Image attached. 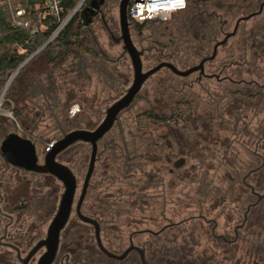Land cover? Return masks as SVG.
<instances>
[{
    "label": "trees",
    "instance_id": "obj_1",
    "mask_svg": "<svg viewBox=\"0 0 264 264\" xmlns=\"http://www.w3.org/2000/svg\"><path fill=\"white\" fill-rule=\"evenodd\" d=\"M21 1H23L26 6H29V3H32L34 0ZM68 1V7L71 9L79 0ZM194 1L195 0H188V6L189 2L192 3ZM76 22L77 26H75ZM131 22L133 28L140 32L150 23ZM176 28L179 30L177 33L180 35V38H182L181 34L183 33L188 34L189 36L188 42L181 40V44H174L175 51L177 52V49L181 48L183 44L182 42L184 41V44H193L191 48H195L197 57L193 56L191 59L196 58L195 60L201 57H198L199 54L207 50L204 48L205 44H214L215 38L222 31H226V26H223V22L221 23L213 12L209 13L204 9H199V7L190 12L185 18V21L180 25L175 26V30ZM86 32L87 30L84 24L78 17H76L56 40L50 43L42 53L31 59L27 65L31 64L41 56H44L43 59L45 63L48 66H51L50 76H61L65 78V81L68 80L69 75L71 74L67 63L69 57L74 53L79 52V50H82L83 54L92 53V49L85 45L87 40H89V38L85 37ZM254 32L257 33L259 31L257 30ZM48 37V35H39L34 40H31L29 32L11 30L7 23L5 12L0 6V94L7 85V82H9V78L39 46L48 40ZM161 37H164L163 34ZM237 39V37L232 38L221 48L220 53H223L224 55L221 64L225 63L229 65L238 61L240 58L243 59L244 53L242 51L245 48V44ZM27 40H30L28 53L20 55L14 48V45L16 43H24ZM154 44V47L158 49L155 52L158 53L159 57L162 58L163 54H161V52L165 55H167V53H172L166 52V49L169 46L163 42H156ZM178 60H180V62H177L176 64L178 66H183L185 61L181 60L180 57H178ZM166 74L167 79L166 84L164 83V87L162 88V96L166 95L169 90L172 91L174 84H176V77L168 70H166ZM72 84V86L77 88L74 82H72ZM231 94L232 96L228 92L227 97L232 98L235 97V95L241 96L243 103L240 105L228 103L225 105V110L222 106V108H214L213 110H216L209 114L216 112L219 113L221 110V112H224L227 116L232 118L233 124L222 123L221 125L226 127L233 125V127L229 129H231L234 135L241 134L243 135L242 137H244V140L247 139V143L243 142L244 145L242 147L244 148V152L249 154V160H245V158L242 157L243 161L241 162L239 160L241 154L231 152L232 149L229 138L220 140L218 136L212 135L213 127L219 126L217 120H213V118L204 119L195 116V110H192L191 104L178 101L174 102L170 108L168 107L169 114L167 115L159 114L155 110H147L138 114L135 121L137 132L132 133V138L129 141L120 135L119 137H115L112 141L107 142V149L105 151H108V153L104 154L98 162V164H101V161L104 162V164L102 163L104 165V172L102 171L101 176L106 177L114 188L111 195L104 194L101 196L100 200H98L97 204L99 205V209L103 211L99 212V214L103 215L101 217L106 220L114 219L113 223L116 226L125 227L132 224L134 219L140 217L138 209L141 201L140 194L142 191H146V216L148 213H154V207L160 204L161 198L157 199L158 197L156 196V189L158 188V181H156L158 177L157 166L161 163H166V155H171L172 152L169 148L170 146L168 142L161 141L160 139L158 140V135L154 138L152 131H155L156 129L153 130L152 127H158V129L163 128L169 131L179 129L189 138H195L197 143L201 142L205 145L201 150H204L206 153L204 157L193 156V159H196L197 161V164H194L195 167L193 170L197 171L200 167L204 169L202 171V176H198V174L194 177V180H198L200 183V187L197 190V195L201 197V200H197L199 214L187 217L192 220L186 222V218L182 220L184 223L180 224L178 227L163 233V243H167L169 246L173 245V248H176L178 251L176 256L175 254L166 255V252L163 251V260H185V264H187L186 260H194L196 264H207V260H224L223 254H218V252H216V250L220 251L221 248L217 246L218 244L213 245L215 239L210 232L212 225L210 224L211 220L218 218V215L223 212L226 213V220L228 223L230 221L236 222L243 219V215L246 212L248 205L256 200L250 186H252L255 192L264 193V167L246 178L248 173L257 168L264 159V136L262 134L264 131V124H259L260 121H258L257 125L259 128L257 127L254 129L253 123H251L249 117L246 116V105L251 102V100H254L257 97L260 98V96H254L251 93V90L236 91ZM9 97H11V95L8 94L6 101L2 106L6 110L12 107L11 100H8ZM43 107H46L44 110H47L48 112L50 111V114L55 120H59L60 115L58 110L61 107L60 103H57L53 99L51 100L50 105L46 104L45 106L43 105ZM254 109L256 110L255 107ZM14 112L16 116L21 119L23 126H25L26 123L33 125L35 118L27 115L24 116L17 109H14ZM261 122L264 123V120ZM2 123L3 120H0V128ZM26 131H28V129ZM139 142L142 143L140 145L144 147V152L140 150ZM256 143L260 144V149L257 153L254 152V150L250 151V149H248L250 145L254 147ZM76 148L81 150L78 152L76 158L75 167L77 169L82 164L88 165L90 154V147L88 144H75L60 154L59 158L62 162L71 167L70 164L72 163V160L70 161V159L67 158V154L69 151ZM217 148L220 150H217ZM221 149H224L222 150L223 154L220 152ZM218 153H221V159L226 165L222 163L218 167L215 164V162H217L215 159L219 157ZM233 159L236 162L237 160L241 162L240 165H236V162H234ZM75 167L71 168L74 170ZM98 170L99 169L97 168V171ZM215 170H218L219 175L222 173V176L218 177V182L215 181L214 177L211 179V176L209 175L210 172ZM22 173L32 176L33 179L37 181L35 183H32L31 181V186L33 194H36V198H34L36 204L41 202V199L38 198L37 195H39V181L44 176L32 175L28 172ZM142 178H145V182L141 180ZM245 178L246 181L244 180ZM24 184L25 182L20 178L19 185ZM143 186H145V188ZM36 204L34 209L36 208ZM204 205H207V207L205 208ZM18 209H21V207ZM217 209H220V212L214 216L212 213ZM263 211L264 201L253 208L248 215V220L244 229L243 260H264V217L261 218V215L259 217V213H263ZM108 212H111V214H108ZM151 216L153 218L155 217L154 214L150 215V217ZM20 219L21 218L19 217V220ZM147 221L151 222L150 220ZM182 221H180V223ZM31 227L32 226L27 229L25 235L23 234L24 237H22L23 235L21 234L17 238L22 242L21 247L23 248L28 247V245L31 246L40 238L31 235ZM21 228L22 226L19 225L18 229L21 230ZM191 228L194 230V235H190ZM200 232L205 235L208 247L205 246L202 248ZM197 233L198 235H196ZM192 247L193 250L191 249ZM233 249H235L234 245L233 248L226 246V256L228 257V260H238L240 257V255H238Z\"/></svg>",
    "mask_w": 264,
    "mask_h": 264
},
{
    "label": "flooded vegetation",
    "instance_id": "obj_2",
    "mask_svg": "<svg viewBox=\"0 0 264 264\" xmlns=\"http://www.w3.org/2000/svg\"><path fill=\"white\" fill-rule=\"evenodd\" d=\"M120 2L121 0H104V3L101 5L99 10L97 11L96 16L93 18L92 23L89 25H84L87 30V32L85 33V37L89 38V40H87L85 45L89 46L92 49L91 50L92 53L83 54L82 50H79V52L74 53L73 55L69 57V59L67 60V63H68L71 74L69 75L68 80L65 81V78L61 76L59 77L50 76L51 66H48L44 61V64L40 66V68L34 69L32 73L27 74L25 78L20 81V84H22L21 88L23 89V93L24 92H26L27 94L31 93V96L34 99H37V96H41L42 101H43L42 103H46L49 105L51 103V100L53 99L57 103H60L59 102L60 98L58 97V92H59L58 90L61 89V87L69 88L73 85L72 82H74L75 86H77L79 89V93L83 92L84 94L86 93L88 85H91V83L93 82L94 77H98L99 75L102 77L101 79L102 83L107 82V81L112 82L113 87L112 88L110 87L109 89L111 90V93L116 92V89L118 87L117 84L119 82H117L115 78L112 77L113 72H111V70L115 68L113 67V65L121 62V60H123L124 56L126 55L129 57L130 62H131L130 55L127 51L124 50V42H123V39H121L122 28H121L120 15H119ZM258 4H257L258 8L252 9L249 14L247 15L240 14L239 18L235 22L233 30L241 18L250 16V15L252 17L248 20L241 21L238 25L236 34L227 41L228 43L232 38L237 37L238 40L242 41L245 44V48L242 51L244 53L243 59L240 58L238 61H235L229 65L225 63L221 64L222 58H220L219 56L220 50L223 46L227 44L226 43L218 47L217 55L213 60L207 61L205 63L203 74H201L200 71H198L186 77H181V76L176 75L175 73H173L170 69L166 67L161 69V70L166 69L170 71L176 77V79H180V80H184L185 78H189V77H192L193 75H197L196 79L193 80L191 83L188 84V83L183 82L179 90L173 89V91H176L174 92L175 94L180 95V100H176L174 102H178V101L186 102L192 105V110L195 109L196 108L195 102L193 101L192 98L189 97L187 92H184V91L186 88L192 91V89L196 85L198 88H201L203 92H206L209 95V97L211 98V104L213 105L212 107L217 109V108H222L223 106V109H224L225 103H223L224 101L222 100V98L217 99L216 97L212 96V93L210 92V90L207 87L202 85L204 81H217L219 84H222V86L220 87V92L225 94L223 99L227 101L226 102L227 104L231 103V104L240 105L243 103V99L241 96L235 95V97H232V98L227 97L228 92L232 96L231 93L233 92L243 91L242 89L243 86H245V88L249 87V90H251V93L254 96L255 95L260 96V98L257 97L251 102L264 104V81L261 83L258 80L253 79L251 81H248L242 78L243 74H248V75L252 74V75H255V77L258 79H260L259 77H262L261 75H259L260 70L257 66L254 70L253 69L244 70L246 66H250L247 60L249 50L254 51V57L256 58V60L261 59L262 61H264V23L257 24L251 30L247 31L245 35H243L246 29L245 24L247 22L264 15V0L258 2ZM116 7H118V19H116L113 16V12H114V9H116ZM213 14L216 16V18H218V20L221 23L223 22V26H226V27L228 26L229 24L228 20L222 21L219 14L215 12H213ZM128 20H129V28H130V34H131V26L133 25L129 18ZM93 27H96L98 29L100 28L101 31L106 33L113 44L122 45L123 54L121 58L119 59L110 58V55L108 54V52H106V50L101 46L99 39L97 38L93 30ZM257 30L259 32L255 33L254 31H257ZM232 31H227V29L226 31H222L219 34V35H223V38L221 40L225 38L226 34ZM219 35L215 38V42L213 44V48L211 52H209L207 49L206 51L199 54L202 56L199 62L193 63L190 67L182 69L177 64H175L174 60L178 61L177 59L180 56V54L176 51L175 53H167V55L161 52V54H163L162 58L160 57V59H162L161 62H170L180 70H187L189 68H192L198 65L203 58L209 57L213 54L215 44L221 41L218 39ZM131 37H132V34H131ZM134 45L136 46L135 43ZM138 50H144V54L141 57L142 63H143V59L148 52H151L153 50L157 51L158 49L155 48L154 46L153 47L151 46L149 48H141V49L138 48ZM177 50L179 51L180 49H177ZM210 65L212 66L216 65L212 67V69H215V70L208 71L209 68H211ZM131 67H132V62H131ZM143 71L144 72L147 71V70H144V66H143ZM73 75H74V78H73ZM232 75L234 77H232ZM133 81H134V72H133ZM132 83L129 85L128 88H120L122 89V94L118 98L112 100L111 104H108L106 106L104 114H103L104 117L102 121L99 123V125L105 119L107 109L126 94L127 90L130 88ZM227 84H231L235 86V88L238 87V89L232 90L231 88H228ZM141 90L136 96L134 101H136V99L139 97ZM69 96L71 98L70 93L68 94V97ZM174 102L172 100V102L170 103L168 107L170 108V106H172ZM131 107H132V104L126 110L121 111L113 128L102 139L98 141L97 161L95 164V169L90 179L88 188L86 190L85 197L80 206V213L82 214V216L93 219L98 223L99 236H100V241L102 243V246L109 253L114 255V257L108 256L100 248V245H99V242L96 236L95 225L84 222L77 213V206H78V203L82 195L83 185H84L85 177L88 171L89 162H90L91 153H92V146L88 143H85V144H88L90 147V156H89V162L87 165L85 176L82 182H79L76 173L69 166L76 176L77 189H76L72 213L70 215L68 223L66 224V226L60 233L58 251L51 264H185L184 263L185 260H163V257H162L163 251L166 252V255L175 254L176 256L178 254L177 249L173 248L174 247L173 245L169 246V244L163 243L162 241L163 233L170 229L173 230L174 228L178 227L180 224L184 223V221H182L181 223L174 222L171 219L167 218L166 214H167L168 200L166 198V194H164L166 179H165V176L161 174L162 171L164 170L167 175H174L175 173H178L179 171L183 170L184 168L188 166L190 153H192L193 151L192 148L194 146H193V142H191L190 140L192 137L189 138L183 131L179 129L169 131V130L161 128L159 129L160 132L158 133V136L156 135L158 137V140L160 139L161 141H165L169 143V146H170L169 148L171 149V152H172L171 155H166V160H167L166 163H161L157 166L158 177L156 181H158L157 183L158 188L156 189L157 191L156 196L158 197L157 199L161 198L163 202L162 209L160 212V219L165 220L166 222L165 224L161 225V222H159L158 218L156 217H154V220L151 221L152 224H147V218H146L147 217L146 216L147 204L145 201L146 191H142V193L140 194L141 201H140V205L138 209L140 217L137 219H134V222L132 224H129L125 227L116 226L113 223L114 219L106 220L103 217H101L103 215L99 214V212H103V211L99 209V205L97 204L98 200H100L102 195L104 194L111 195L112 191H114L113 186L111 185L110 181L106 177L100 176L99 178H96L97 164L99 160L102 158V156L108 153V151H105L107 149L106 143L110 141H105V137L110 132H112L116 126L121 125L120 121L122 120L123 114L126 111L130 110ZM214 108H212V110L210 111L211 112L215 111L216 109L213 110ZM81 111L82 110H79V113L76 114V117H79ZM159 114L167 115L169 113H159ZM206 115H209L210 116L209 118H213V120H217V121L221 120L222 116L224 117L227 116L224 112H221V110L219 113L217 112L211 113V114L208 113ZM253 115H254V118L256 119L259 116L258 112L253 113ZM99 125H97V127ZM81 129H84V128H81ZM87 130H90V129H87ZM119 132H123V130H120ZM64 133H67V132H63V135ZM262 134L264 136V131ZM79 143H84V142H79ZM139 148L140 150H142V152H144V147L142 145H140ZM259 149H260V144L256 143L254 145V152L257 153ZM60 154L58 155V160L62 162L59 158ZM180 159H184V164L180 168H176L175 163ZM3 165L4 167L0 174V264H22V261L20 258H25L27 254L31 251V249L40 240L46 238L48 227L52 219L54 218L55 214L57 213L58 206H59V204H57L58 199L60 203L61 196L64 192V186L59 181L61 183V190H62V193H60L59 192L60 187L54 188L52 183H49V182L45 184V187L48 188V190L50 191L48 195L55 194V197L53 198L57 200L56 202H54V207L50 210L51 213L48 215L51 217V218L49 217L50 223L43 237H40L31 246L28 245V247L23 248L21 247L22 242L19 241L17 238L21 234L25 235L27 232V229L31 226V224H28V222H26L27 220L25 219L24 215L29 216V214H33V215L35 214L33 211H34V206L36 204V200L33 197L34 194H33V189L31 186L32 185L31 179H33V177L30 176V177L22 178V180L25 181V184L23 186L21 185L22 187L21 188L19 187L20 178L17 175L19 174L20 171L21 172H28V171L22 170L13 165L8 166L5 161L3 162ZM82 167H83V164L79 168H82ZM194 167L195 165L193 163L190 166H188L189 168L188 173L189 172L192 173ZM262 167H264V159L262 160L261 164L257 168L253 169L254 171L252 170L253 171L252 173L258 172ZM28 173L32 175H39V176L41 175L44 177H50L52 179L57 180L52 175L36 174L32 172H28ZM247 177L248 176H246V178ZM246 178L244 179L245 181H246ZM141 180L145 182V178H142ZM143 187L145 188V186ZM250 187L252 189L254 196L256 197V200L255 202L248 205L246 212L243 215V219L236 221L237 223L235 222V227L233 229L232 237H229L228 228H229V224H232L234 222L233 221H230L229 223L227 222L226 213L223 212L220 215H218V218L211 220L210 224L212 225L210 228V232L215 239V242L213 243V245L218 244L217 246L221 248V252L223 254L224 260H207V264H264V260H243L242 258L243 257L242 255L243 254V243H244V229H245V226L248 220V215L253 210V208H255L259 203L264 201V199L258 201V194L263 195L264 193L255 192L252 186ZM160 189H163V192H159ZM48 204L50 206L51 203L47 201L46 206ZM249 206L251 207L250 209H248ZM20 207L21 209H18ZM108 214H111V212H108ZM19 217L21 218L20 220H19ZM222 218L225 221V226H224L223 232H221V234L218 235L216 234V231L220 228V224L218 221ZM191 220L187 218L185 221L189 222ZM19 225L22 226L21 230L18 229ZM190 233H191L190 235L192 234L194 235V230L192 228H191ZM24 235L22 237H24ZM169 242H172V241H169ZM233 245L235 246V249L233 250H235L236 253L240 255L238 260H228V257L226 256V246H229V248L230 247L233 248ZM191 249L193 250V247ZM127 250L129 251L125 254ZM45 252H46V248L44 247L43 249L38 251L37 254H35L28 261V264H38L41 256ZM186 261H187V264H196L194 260H186Z\"/></svg>",
    "mask_w": 264,
    "mask_h": 264
},
{
    "label": "rangeland",
    "instance_id": "obj_3",
    "mask_svg": "<svg viewBox=\"0 0 264 264\" xmlns=\"http://www.w3.org/2000/svg\"><path fill=\"white\" fill-rule=\"evenodd\" d=\"M260 1L262 0H195L192 3L189 2V6L185 11L178 13L172 16L171 18H168L167 20L150 22L147 25V27L144 28V30L141 32L135 30L133 26H131L132 39L139 49L149 48L151 46L153 47L155 45L154 43L163 42L164 44L169 46L166 49V52L175 53L174 44H181V40L182 41L185 40L186 42H188V36H189L188 34L183 33L181 34L182 38H180V35H178L177 33L179 32V30L177 28L175 30V26L180 25L183 21H185V18L188 16V14L192 12L194 9H197L199 7V9L201 10L204 9L209 13L215 12L219 14L222 21L224 20L229 21V24L226 27L227 31H232L235 22L239 18L240 14H246V15L249 14L252 9L258 8L257 4ZM113 16L116 19H118V7L114 9ZM259 23L262 24L264 23V15L247 22L245 24L246 29L243 35H245L247 31L251 30L254 26H256ZM75 26H77V22L75 23ZM93 30L97 38L99 39L101 46L110 55V58L112 59H117L119 57L121 58L123 54L122 45L113 44L109 39L108 35L103 31H101L100 28L98 29L96 27H93ZM162 34L164 37H161ZM222 38L223 35H219L218 39L221 40ZM184 42H182L183 47L181 46L180 50L177 51L180 54L179 57L181 58V60L185 61L183 66L182 65L179 66L182 69L190 67L193 63H198L202 57L201 55H199L198 57L200 56L201 57L197 58V60H195L196 58L191 59L193 58V56L197 57L195 48H191L193 44H184ZM204 48L208 49V51L211 52L213 48V43L205 44ZM223 56H224L223 53H220V58H222ZM43 58L44 56H41L37 60L33 61L31 64L27 65L28 64L27 63L21 69V71L16 75L12 83L9 85L8 90L4 94L2 100L1 97L7 85L4 87L2 93L0 94V104H1L0 120H3V123L0 128V144L2 143V141L4 140L7 134L11 132H17L18 134L27 137L31 139L34 143H36L37 153L39 156L40 163H43L44 161V156L46 154L47 148L50 146V144L53 141L60 139L63 136V132H69L81 128L84 129L87 128L90 130L95 129L104 117L103 114L106 106L108 104H111L112 100L118 98L122 94V89L120 88H128L133 81V69L131 67L130 59L126 55L124 56V59L121 60V62L113 65V67L115 68L111 70V72H113L112 77L115 78L117 82H119L117 84L118 87L116 89V92L111 93V90L109 88L113 87L112 82L107 81L102 83L101 82L102 77L100 75L98 77H94L93 82L91 83V85H88L86 93L84 94L83 92L79 93L78 87L76 88L71 86L69 88H65V87L64 88L61 87V89L58 88L59 89L58 97L60 98L59 102L61 104V107L58 110L60 117L59 120L57 121L50 114V111L48 112L47 110H44L46 107H43V105L45 106L46 103H42L43 102L42 97L37 96V99H34L32 98L31 93L30 94H27L26 92L23 93V89L21 88L22 84H20V81L23 80L27 74L32 73L34 69H38L40 68V66L44 64ZM247 60L250 66H246L244 70H248V69L254 70L257 66L260 70L259 75H261L262 77H259L260 79H258L255 77V75L243 74L242 78L248 81H251L253 79L258 80L259 82L262 83L264 81V61H262L261 59L256 60V58L254 57V51H250V50L248 53ZM161 61L162 59H160L158 53H156L154 50L148 52L143 59L144 70L153 68L156 64H158ZM174 62L176 64L177 62H180V60L178 61L174 60ZM214 66L210 65L211 68H209L208 71L215 70L212 69V67ZM196 77L197 75H193L192 77L185 78L184 80L175 79L176 84H174L173 89L179 90L183 82L189 84L192 82L191 80H195ZM232 77L234 76L232 75ZM166 79H167L166 69H163L155 73L152 77L148 79V81L144 84L139 97L136 99V101L132 103V107L130 108V110L126 111L123 114L122 120L120 121L121 125L116 126L114 130L105 137V141H111L113 138L119 137L120 135L126 138L127 141H129L132 138V133L137 132L136 123H135L136 116L144 111L155 110L159 113H169L168 106L170 105L172 100L173 102L176 100H180V95L175 94L174 92L176 91H173L172 89V91L169 90L166 95L162 96V88L164 87V83L166 84ZM202 85L210 90L212 96L216 97L217 99L222 98V100L224 101L223 103H225V105L227 104L226 103L227 101L223 99L225 94L220 92V87L222 86V84H219L217 81H204ZM227 86L232 90L238 89V87L235 88V86L231 84H227ZM242 89L243 91H247L249 90V87L245 88V86H243ZM184 92H187L189 97L192 98L193 101L195 102L196 105V108L194 109L195 116L202 117L204 119L205 118L209 119L210 116L206 114L210 113L211 112L210 110L214 108L212 107L213 105L211 104V98L209 97V95L206 92H203L201 88H198L196 85L192 89V91L186 88ZM69 93L71 95V98L70 96L68 97ZM8 94L11 95V97H9L8 100H11L12 107L6 110L2 106L5 103ZM254 107L256 108V110L254 109ZM14 109L19 110L24 116L27 115L29 117L35 118L34 121L35 123L33 122L32 125L25 122L26 124L24 123L25 126H23V124L21 123V119L16 116ZM79 110L82 111L79 117H76V114L79 113ZM246 110H247L246 116H248L249 121L253 123L254 129H256L257 127L259 128V126L257 125L258 121H260L259 124H264L263 122H261L262 120H264V104L249 102L246 105ZM255 112H258L259 116L257 119L259 120L254 118L253 113ZM3 116H5L4 119L2 118ZM222 123L233 124V120L229 116H225V117L222 116V119L217 121V124L219 126L213 127L212 135L218 136L220 140L229 138L232 149L231 152L240 153L241 157L239 158V160L241 162L243 161L242 157H244L245 160H249V154L245 153L244 148L242 147L244 145L243 142L247 143V139L244 140L243 139L244 137H242L243 135L241 134L234 135L231 129H229L233 127V125L226 127V126H222L221 125ZM26 128L28 129V131H26L27 130ZM152 129L153 130L156 129L155 131H152V135L155 138V136L158 135L160 131L158 127H152ZM120 130H123V132H119ZM239 136L241 139L239 138ZM190 140L191 142H193L194 147L192 148L193 149L192 153H190L188 166H190L192 163L195 165L197 164V161L196 159H193V156L204 157L206 155L204 150L201 151L203 149V146H205L204 144H202L201 142L197 143L195 138H191ZM140 144L142 143L139 142V145ZM248 149H250L251 151L254 150V147L250 145ZM217 150L220 149L217 148ZM222 150L224 149H221L220 151L221 153ZM80 151L81 150L79 148H76V149H72L67 154L68 155L67 158L70 159V161L72 160L71 161L72 163L70 164L71 167L76 166V158L78 156V152ZM221 153H218L219 157L215 159L217 161L215 162V164L218 167L222 163L226 165V163L221 159L222 158ZM3 162H4L3 158H1L0 156V174L4 167ZM88 162H89V158H88ZM234 162L236 161L234 160ZM241 162L237 160L236 165H240ZM102 163L104 164V162L101 161V164L99 163L97 165L98 166L97 168L99 170L97 171L96 178H99L101 176L102 171L104 172L103 169L104 165ZM188 166L183 170L179 171L178 173H175L174 175H167L164 170L161 173L165 176L166 179L165 191H164V194H166V198L168 200L166 215L168 219H171L174 222H180L189 216H192L194 214L195 215L199 214L198 201L201 200V197L197 195V190L200 187V183L198 180H194V177H196L198 174H199L198 176H202L203 175L202 171L204 169L200 167L199 169H197V171L193 170L192 173L190 172L188 173L189 170ZM86 169H87V164H84L82 168H77V169L76 167L74 168V172L76 173L79 182L83 181ZM209 175L211 176V179L214 177L215 181L218 182V177L219 176L221 177L222 173L219 175L218 170H215L210 172ZM17 176L19 178L30 177V175L22 173L21 171ZM31 180L32 183L37 182L35 179H31ZM47 182L52 183L54 188L60 187L59 192L62 193L61 183L59 181L52 179L50 177H42V179L39 181L40 183V187L38 188L39 195L37 196L38 198L41 199V203L36 204V208L33 211L35 213L34 215L33 214H29V216L24 215L25 219L27 220L26 222H28V224H31L32 226L31 235L33 237H43L45 235L51 218L48 215L51 213L50 210L54 207V202L57 201L55 198H53L55 197V194L48 195L50 191L48 190V188L45 187V184ZM19 187H21V185H19ZM159 192H163V189H160ZM35 195L33 196L34 198H36ZM47 201L51 203L50 206L49 204L46 206ZM57 204H59V199ZM161 207H162V201L160 200V204L154 207V213L147 214L146 217L147 220L150 221L153 220L154 218L152 216L150 217V215L154 214L155 217L158 218L159 222H161V225L165 224V221L160 219L159 212L162 209ZM206 207L207 205L205 206V208ZM219 212L220 209H217L212 214L216 216V214H218ZM260 215L261 218L264 217V211L263 213L262 212L259 213V217ZM218 222L220 224V228L216 231V234L219 235L221 234V232H223L225 221L222 218ZM151 223L152 222L147 221V224H151ZM234 227H235V222L229 224V228H228L229 237L233 236ZM200 233H201L200 239L202 240V248H204L205 246L208 247L207 239H205V235H203L202 232ZM196 235H198V233ZM216 252H218V254H222L221 250L220 251L216 250Z\"/></svg>",
    "mask_w": 264,
    "mask_h": 264
},
{
    "label": "water",
    "instance_id": "obj_4",
    "mask_svg": "<svg viewBox=\"0 0 264 264\" xmlns=\"http://www.w3.org/2000/svg\"><path fill=\"white\" fill-rule=\"evenodd\" d=\"M132 1H135L142 5L144 2V0H132ZM130 2L131 0H121L119 6V15H120L121 28H122L121 39H123L124 42V50L129 53L131 58L133 72H134V81L130 86V88L127 90L126 94L107 109L106 117L103 120V122L94 130L75 129L70 132L64 133V135L60 139L53 141L50 144V146L47 148L43 163L39 162V156L37 153L36 144L31 139L24 137L18 134L17 132H11L8 135H6V137L1 143L0 155L8 166L13 165L22 170L36 174L52 175L58 181H60L64 186V192L61 196L57 213L55 214L54 218L52 219L48 227L46 238L40 240L31 249V251L27 254L25 258H20L22 264H28V261L44 247L46 248V252L41 256L38 264H51L56 256L60 241V233L69 221L70 215L72 213L76 189H77V179L74 172L68 165L58 160V155L63 151H65L66 149H68L69 147H71L72 145H75L76 143L79 142L90 144L92 146V153H91V159L89 162L88 171L83 185L82 195L77 206V213L84 222L95 225L96 236L100 248L108 256L114 257V255L109 253L102 246L99 236L98 223L93 219L82 216V214L80 213L81 203L85 197L86 190L88 188L90 179L95 169V164L97 161L98 141L102 139L113 128L121 111L126 110L131 106L136 96L140 92L142 86L151 76H153L155 73H157L158 71H160L162 68L165 67L181 77H186L198 71H200V73L203 74L205 63L207 61L213 60L216 57L218 47L226 44L227 41L236 34L238 25L241 21L248 20L252 17L250 15L241 18L236 24L234 30L226 34L223 40L215 44L213 54L209 57L203 58L198 65L189 68L187 70H180L170 62H161L155 67L144 72L142 58H141L142 55L144 54V50H138V48L134 45L130 34L128 12H127ZM103 3L104 0H92L90 5L81 12L80 17L84 25H89L92 23L93 18L96 16L97 11L99 10V8ZM28 61L29 60L24 62L12 75L4 90L1 100L4 97L6 91L8 90L9 85L12 83V81L14 80L16 75L21 71V69L28 63ZM2 118L4 119L5 116H3ZM183 164H184V159H180L175 163V167L180 168L181 166H183ZM253 171L249 172L247 176H249ZM262 199H264V194L263 195L258 194V201ZM250 208L251 207L249 206L248 209ZM128 251L129 250H127L125 254Z\"/></svg>",
    "mask_w": 264,
    "mask_h": 264
},
{
    "label": "built area",
    "instance_id": "obj_5",
    "mask_svg": "<svg viewBox=\"0 0 264 264\" xmlns=\"http://www.w3.org/2000/svg\"><path fill=\"white\" fill-rule=\"evenodd\" d=\"M91 1L79 0L71 9L68 7V0H34L29 6L21 0H1L0 6L11 30L29 32L31 40L39 35L49 36L29 56L27 60L30 61L56 40L76 17L81 20V12ZM187 7L188 0H144L143 5L131 0L127 12L131 21L144 23L167 20L185 11ZM29 42L30 40L16 43L14 48L20 55L27 54Z\"/></svg>",
    "mask_w": 264,
    "mask_h": 264
}]
</instances>
